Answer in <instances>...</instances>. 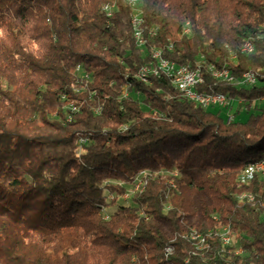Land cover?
Masks as SVG:
<instances>
[{"label": "trees", "instance_id": "1", "mask_svg": "<svg viewBox=\"0 0 264 264\" xmlns=\"http://www.w3.org/2000/svg\"><path fill=\"white\" fill-rule=\"evenodd\" d=\"M139 6L144 47L129 0H0V264H264V0ZM155 48L234 103L140 80Z\"/></svg>", "mask_w": 264, "mask_h": 264}, {"label": "built area", "instance_id": "2", "mask_svg": "<svg viewBox=\"0 0 264 264\" xmlns=\"http://www.w3.org/2000/svg\"><path fill=\"white\" fill-rule=\"evenodd\" d=\"M131 5L133 6L132 24L135 22H143V15L138 0H131ZM187 33H190V27L187 28ZM134 35L138 46L144 47L146 43L144 33ZM243 51L251 52V44L246 43L243 47ZM154 58H161V65H154ZM76 70L82 73L80 65L77 66ZM207 70L218 80L237 82L249 86L257 83V77L253 72H246L240 79H237L231 74L229 69L218 68L214 64L208 65ZM161 74L168 76L172 80L174 86L175 82H183V89L178 90L189 99L193 105L228 108L234 103L231 97L223 93H203L197 91L196 85L204 82V73L200 66L191 67L190 65H180L164 57L161 49L155 48L152 53V61L149 64L142 65L137 76L140 80L148 82L150 76H159ZM233 118V114L228 112V121H232ZM259 171H264V161L262 165L259 166H247L246 179L253 178ZM226 238H229V243L233 241L232 235ZM168 250L171 251V248L168 247Z\"/></svg>", "mask_w": 264, "mask_h": 264}, {"label": "bare ground", "instance_id": "3", "mask_svg": "<svg viewBox=\"0 0 264 264\" xmlns=\"http://www.w3.org/2000/svg\"><path fill=\"white\" fill-rule=\"evenodd\" d=\"M129 2L131 3V0H129ZM139 2V0H138ZM114 6L113 5H110V4H107L104 6V9L108 12V13H111L113 11V8ZM133 25V29H134V34H141V33H144V28H143V22H135L132 24ZM190 27L189 24L187 23V25L185 26V29H184V32L187 33V28ZM251 51H253V46L251 45ZM154 65H161V58H154ZM78 72V70H76ZM175 87L177 89H183V82H175ZM230 122V121H228ZM263 161H258V162H255V163H252V164H249L248 166H259V165H262ZM258 174H262L264 175V171H259ZM247 177V167L243 170V172L241 173L240 175V182L241 183H247L249 182L252 178H248L246 179ZM143 184V181H141L140 183L137 184V187L136 189H138L141 185ZM244 196H248L250 198H252L251 195H248V194H243L242 196L240 197H244ZM231 234L230 230L225 228L222 232V239L224 241V243H229V238H226V237H229ZM168 250V248H167ZM170 251V250H168Z\"/></svg>", "mask_w": 264, "mask_h": 264}, {"label": "rangeland", "instance_id": "4", "mask_svg": "<svg viewBox=\"0 0 264 264\" xmlns=\"http://www.w3.org/2000/svg\"><path fill=\"white\" fill-rule=\"evenodd\" d=\"M240 85H242L241 83H240ZM257 104L258 105H260V106H264V99H261V100H259V101H257ZM234 105H236V104H234ZM243 111V110H242ZM245 111V110H244ZM243 111V112H244ZM226 112V111H225ZM230 113H232L231 111H229ZM227 113V112H226ZM247 116V114L244 112V113H241V115H240V117L241 118H245ZM140 187H142L143 188V185L142 186H140ZM139 189V188H138ZM134 190V187H133V185H130L129 186V193H127L124 197H123V202H129V199H130V197H129V195H131V193H133L132 191ZM128 197V198H127ZM126 198H127V200H126ZM121 200V199H120ZM233 240L235 241V239L233 238Z\"/></svg>", "mask_w": 264, "mask_h": 264}]
</instances>
